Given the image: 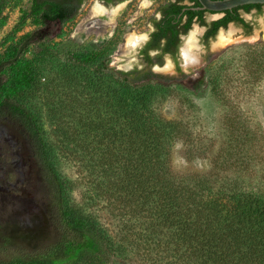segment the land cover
Returning a JSON list of instances; mask_svg holds the SVG:
<instances>
[{"label":"trees","instance_id":"obj_1","mask_svg":"<svg viewBox=\"0 0 264 264\" xmlns=\"http://www.w3.org/2000/svg\"><path fill=\"white\" fill-rule=\"evenodd\" d=\"M23 1L0 0V30L7 25V10ZM171 6L174 12L181 9ZM256 7L261 5L245 6L247 11ZM79 8L72 0H32L0 54V115L9 111L19 118L33 157L19 177L27 178L36 168V176L50 189L57 211L53 218L62 231L58 242L4 264H112L130 246L154 257L156 264H264V194L244 190L237 179L216 185L203 176L175 175L170 168L172 142L182 131L153 106L156 87L178 79L138 69H94L84 88L88 96L78 103L79 113L63 105L65 101L50 104L55 118L65 115L57 118L59 144L49 141L28 105L43 88L28 57L42 42L41 31L17 35L29 20L38 26H65L76 19ZM166 21L170 24L167 18L160 24ZM230 22L243 20L239 14L229 15L215 25ZM71 54L81 66L102 57L99 51ZM259 58L264 52L256 61ZM63 154L76 156L104 201L118 208L132 232L130 241H115L94 218L72 205L58 170ZM37 218H32V227Z\"/></svg>","mask_w":264,"mask_h":264},{"label":"rangeland","instance_id":"obj_2","mask_svg":"<svg viewBox=\"0 0 264 264\" xmlns=\"http://www.w3.org/2000/svg\"><path fill=\"white\" fill-rule=\"evenodd\" d=\"M31 1L24 0L7 10V25L0 30V54L6 50L5 39L13 33L22 14L30 10ZM97 4L110 13L95 14ZM118 7H121L118 12L112 14ZM157 7L158 4L145 0L109 7L99 0H90L76 19L65 26L58 23L38 26L29 20L17 35L19 38L41 31L42 42L28 57L43 88L28 105L54 146L60 142L57 118L60 120L65 114L58 113L55 118L50 104L65 101L63 105L70 104L77 111L78 103H84L88 96L84 88L90 73L102 68L128 72L140 65L139 50L143 44L131 50L128 40L135 35L144 40L150 34V18ZM244 17L254 23L250 37L235 27L234 40L217 47L220 35L232 27L220 31L210 44L214 48L209 63L203 59L201 62L200 54L205 52L203 49L200 52L199 47L198 62L184 66L185 77H178L179 82L170 86L156 87L153 107L158 115L177 123L182 131L171 148L170 168L175 175L203 176L216 185L237 179L244 190L264 194V58L256 61L260 52H264V39L259 38L264 32V11ZM196 30L199 31L193 28L190 35ZM93 51L101 52L102 57L91 66H81L71 57V53ZM162 69L157 68L155 73L176 75L172 70ZM18 151L20 156L16 154ZM29 154V142L19 118L9 111L1 114L0 264L45 249L61 238V226L53 218L57 211L51 203L50 189L36 176V168H32L33 173L27 178L19 177L21 168L32 163ZM22 159L23 166H19ZM58 161L72 205L94 218L115 241L127 242V237L130 241L132 232L125 227L118 208L104 201V194L96 191L80 160L63 154ZM21 205H27L26 212L20 210ZM36 217V225L32 227L30 222ZM151 259L155 258L130 246L112 264H156Z\"/></svg>","mask_w":264,"mask_h":264},{"label":"flooded vegetation","instance_id":"obj_3","mask_svg":"<svg viewBox=\"0 0 264 264\" xmlns=\"http://www.w3.org/2000/svg\"><path fill=\"white\" fill-rule=\"evenodd\" d=\"M90 0H72V4L74 6H80L79 11L83 8V6L89 2ZM100 3L109 7L112 5H120L123 3H131L137 0H113L111 2L107 0H99ZM146 3L158 4V7L153 15L150 18L151 24V32L150 34L140 43L143 44L141 49L139 50V57L141 58V64L136 65L132 70L135 69L142 71H150L153 74H156L155 71L157 68L164 69L168 60L172 64V72H175L174 76H163L165 78H174L178 79L180 76L185 77V73H183L184 69V58L182 54L183 47L185 46V42L190 35L193 28L199 30L197 33L198 45L200 47V52L204 51L205 53L200 54V59L205 61V63H209L212 53L210 52L213 49L214 45L211 46V42L217 39V35L222 30H227L229 27L231 29H235V27H239L245 37H250L253 33L254 23L246 20L244 16H249L250 14L260 15L264 11V5L261 7L252 8L247 11L245 6L234 8L230 11L229 14L227 11L224 12H211L201 9V4L198 0H145ZM175 3L176 6L180 7V11L174 12L171 4ZM248 6V5H247ZM261 9V12H259ZM193 12H197L196 15H193ZM236 14H239L240 19L243 20L242 23L230 22L226 27H217L215 25L216 22L227 19L229 15L232 17ZM169 19L170 24H167V21L160 24L163 19ZM61 24L60 22H57ZM233 29V30H234ZM236 30V29H235ZM234 32L232 33L230 43L234 37ZM227 33V32H226ZM260 39H264V32L259 34ZM234 40V39H233ZM227 43V44H228ZM139 45V46H140ZM220 47V46H217ZM203 49V50H202ZM206 51H205V50ZM202 50V51H201ZM199 52V53H200ZM186 67V66H185ZM128 71V72H130ZM18 156H20L19 151L16 152ZM23 159L19 166H23ZM17 166V165H16ZM24 166L21 168L23 170ZM24 199V197H23ZM24 206L21 205V209H24Z\"/></svg>","mask_w":264,"mask_h":264},{"label":"bare ground","instance_id":"obj_4","mask_svg":"<svg viewBox=\"0 0 264 264\" xmlns=\"http://www.w3.org/2000/svg\"><path fill=\"white\" fill-rule=\"evenodd\" d=\"M121 7H118L117 10H113L111 13L115 14L116 12H118V9H120ZM109 10H107L106 8L102 7L101 5L97 4L95 6V14L100 15H106L109 14ZM196 33L198 32L197 30L195 31ZM195 32H193L188 39L186 40L185 46L183 47L182 50V54H183V58H184V65L186 67H191L193 66L195 63L198 62V57L196 50L199 49L198 46V42L196 40L197 34H195ZM234 32L233 29H231L227 34L226 33H222L219 37L218 42L216 43V45L218 46H224L228 43V41L230 40V37L232 35V33ZM143 41V38H140L138 36H132L130 37V39L128 40V49H134L136 46H139V44ZM172 68V64L170 61H168L167 65L164 67V71H170Z\"/></svg>","mask_w":264,"mask_h":264},{"label":"water","instance_id":"obj_5","mask_svg":"<svg viewBox=\"0 0 264 264\" xmlns=\"http://www.w3.org/2000/svg\"><path fill=\"white\" fill-rule=\"evenodd\" d=\"M199 2L202 10L211 12H224L247 5H264V0H199Z\"/></svg>","mask_w":264,"mask_h":264}]
</instances>
